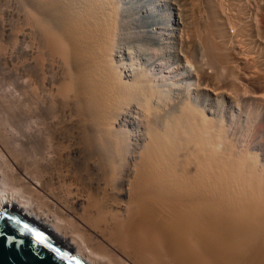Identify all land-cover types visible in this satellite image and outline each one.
I'll return each instance as SVG.
<instances>
[{"label":"bare ground","instance_id":"obj_1","mask_svg":"<svg viewBox=\"0 0 264 264\" xmlns=\"http://www.w3.org/2000/svg\"><path fill=\"white\" fill-rule=\"evenodd\" d=\"M120 1L23 0L20 34L0 12L10 44L0 54V213L22 215L82 264H264V88L240 96L251 105L243 125L216 117L198 92L226 95L236 75L229 26L201 19L204 36L186 35L198 20L189 25L180 0L186 15L167 16L180 26V79L133 48L132 34L128 44ZM164 26L145 30L165 43ZM223 55L233 74L219 68Z\"/></svg>","mask_w":264,"mask_h":264},{"label":"rangeland","instance_id":"obj_2","mask_svg":"<svg viewBox=\"0 0 264 264\" xmlns=\"http://www.w3.org/2000/svg\"><path fill=\"white\" fill-rule=\"evenodd\" d=\"M172 1V2H171ZM173 1H175V2H173ZM178 0H121L120 1V3H122L123 2V5L122 4H120V5H122L121 6V10H122V16H123V18L125 17V21L124 22H126V24L128 25H126V24H123V28L125 27V30L123 29V33H124V35H125V33H126V35H125V37L127 36V37H129L130 38V36H131V34H132V39H130V40H132L131 42L129 41V40H127V39H129V38H127L126 37V40H127V42H128V44L129 43H131L130 45L133 47V48H135V49H138L142 54H143V52H144V54H145V51H146V54H145V56L146 57H149V58H152V59H154L155 57H157V58H155L156 60L158 59L159 61H161V63H162V66L163 67H165V69H173V67H174V69L173 70H171V71H173V72H171V74H174V76H178V78H180V79H182L183 77H184V75H182V74H180L181 72H182V69H180L181 68V60L178 58V49H177V44H176V42H173L174 41V38L173 37H175V36H177L176 34L178 33V30H179V28H180V26H176L175 27V25H173L172 24V22H171V18L172 17H170V15L171 16H173V14L174 13H177L178 11L180 12V13H182L183 12V15L185 14L186 15V12H188V10H186V5H187V7H189V13L191 14V15H193V18L194 19H192L191 17V15H189V13H187L188 15H186V16H190V20H189V18L188 17H186V21H191L190 23H189V25L192 23V24H194V23H197V24H194V26H192L191 25V27H192V30H190V29H187V28H189V27H187V26H189L188 25V23H187V25L185 24V16H182V14H181V16H182V18H183V20H184V25H185V29H187L185 32H187L186 33V35H189V34H195V33H193V32H195L196 31V34H195V37L197 38L198 37V35H199V39H201L203 36H204V34H202L201 35V37H200V34L198 33V32H200V33H202L205 29H204V27H205V25L204 24H207V23H209L210 21H212V19H221V20H218V21H221V23H223V25L224 24H226V25H224V27L225 26H229V27H226L225 28V32H226V36L225 37H222V40L224 41H222V43H223V48H224V51L226 52V53H228V56L230 57V60H232V59H234L233 61H235V62H233V61H231L230 62V64H231V67H232V64L233 63H235L234 64V66H233V68H236V69H238L240 66L242 67V68H239L238 69V71L236 70V69H234V72H236V75H235V73L234 72H232V70H233V68L230 70L229 68H231L230 67V64H229V58H228V56L226 55V56H224L226 53L224 52V57L223 58H225L226 59V57H227V59H226V62H224L225 61V59H223V61L222 62H218L219 64H221L222 66L220 67L219 66V68H224V70H223V68L221 69L224 73H226V71H231L232 72V74L233 75H231L229 72V76L230 77H232V80H231V84H232V86H231V84H229V86L232 88V91H231V88L228 86V90H226L227 92V94L226 95H224L223 93L221 94L220 92H218V93H212L211 94V92H207L206 93V91L204 90V92H203V90H199V92H198V94H199V102L201 101V104H202V100L205 102V104H206V108H207V106H208V108H211L210 110L214 113V115L216 114V113H218V114H216V117H221V119H223V120H225L226 121V123H228V122H235V121H237V123H239V124H241V125H243V123L245 122V120H246V117H248L247 115V112H248V110H247V108H248V106H249V104L247 103V102H245L244 100H241V97H246L247 95H249V92H251L252 91V89H254L256 86H259V88H255V89H263L264 88V78H262L261 76H264V75H262V73H263V71H264V2H263V0H262V2H260L259 0H255V2H253V0H238V1H236V0H231V3H230V0H196V3H195V0H189V2L187 1V4L185 3L186 2V0L184 1V0H181L183 3H184V7H183V3L179 0V2H181L182 3V5L179 3L178 4V2H177ZM192 1V2H191ZM200 1H201V3H200ZM206 1V2H205ZM232 1L234 2V3H232ZM250 1V2H249ZM194 2V3H193ZM198 2V3H197ZM237 2V3H236ZM241 2H243L242 3V5L243 6H245V8L244 7H242V5H241ZM166 3V4H165ZM171 3V4H170ZM176 3V4H175ZM190 3V4H189ZM193 5H192V4ZM200 3V4H199ZM205 3H209L207 6H209L208 7V9L210 10V11H208L207 13H209V14H207L208 15V17L205 19V17L207 16L206 15V13H205V11H203V10H205L206 9V11H207V7H206V5H205ZM246 3H247V6H246ZM249 3H250V5H252L251 7H248V6H250L249 5ZM260 3V4H259ZM125 4V5H124ZM196 4H198V5H196ZM203 4V5H202ZM23 0H0V6H1V8L3 9V10H1V8H0V12L1 11H5V10H7V11H9L8 12V14L10 15V16H8L7 15V13L5 12L4 13V21H3V23L5 22V20L7 19L8 21H6L5 22V26H7L8 27V29H13V31L15 30H17V28H18V30L22 27V29L24 28L23 26H24V23H23V14H24V10H23ZM165 5H167V6H165ZM180 6L181 5V7L182 8H179L178 6ZM189 5V6H188ZM191 5V6H190ZM202 5V6H201ZM238 5V6H237ZM239 5H241V6H239ZM256 5V6H255ZM5 6V7H4ZM124 6V7H123ZM193 6L196 8H193ZM123 7V8H122ZM126 7V8H125ZM177 7H178V9H177ZM191 7V8H190ZM197 7H201V8H203L202 9V11H201V9L199 10ZM241 7V8H240ZM254 7V8H253ZM257 7V8H256ZM166 8V9H165ZM183 8H185V9H183ZM126 9V10H125ZM183 11H182V10ZM188 9V8H187ZM191 9L193 10V12H195V10H196V12H197V9H198V12H200L201 14H202V16H200L199 15V17L198 18H200V19H198L197 18V16H198V12H197V15H196V12H195V14L191 11ZM257 9V10H256ZM167 10V11H166ZM182 12H181V11ZM191 11V12H190ZM213 11V12H212ZM258 11V12H257ZM125 12V13H124ZM169 12V13H168ZM215 14V15H213V14ZM149 14V15H148ZM159 14H162V15H159ZM212 14V15H211ZM0 15H2V13H0ZM196 15V16H195ZM204 15H206L205 17H204ZM217 15V16H216ZM257 15V16H256ZM7 16V17H6ZM170 17V19L168 18V17ZM8 17H9V19H8ZM164 17V18H163ZM202 17V18H201ZM211 17V18H210ZM214 17V18H213ZM197 18V19H196ZM210 18V19H209ZM155 19V20H154ZM162 19H163V21H162ZM201 19H204V20H202L201 21ZM209 19V20H208ZM232 19L234 20V24H231L233 21H232ZM165 20V21H164ZM194 20L196 21V20H200L203 24V26L202 25H200L201 24V22L199 21V23H198V21L197 22H194ZM239 20V21H238ZM162 21V22H161ZM203 21H209V22H206V23H204ZM224 21V22H223ZM236 21V22H235ZM166 22V23H165ZM194 22V23H193ZM238 22V23H237ZM241 22V23H240ZM23 23V24H22ZM211 23V22H210ZM237 23V24H236ZM259 23V24H258ZM167 24H169V25H167ZM240 24H242V25H240ZM1 25H2V23H1V21H0V44H2V46L4 47V48H2V46H0V54H1V52L3 51V50H7L8 48H10V44H9V41H8V39L6 38V36L4 35V33H2V28H1ZM10 25V26H9ZM22 25V26H21ZM125 25V26H124ZM155 25H165L164 27L166 28V29H168L169 28V26L171 27V28H169V30H167V33H168V35L166 36V39L165 40H163V41H165V43H160V41H158L157 39H155L153 36H150L151 35V33L148 31H146V30H148V28L151 26H155ZM195 25H198V29H199V31H197V28H196V26ZM209 25V24H208ZM235 25H239V26H235V28H233ZM258 25V26H257ZM20 26V27H19ZM167 26V27H166ZM207 26V25H206ZM233 26V27H232ZM6 27V28H7ZM127 27V28H126ZM129 27V28H128ZM179 27V28H178ZM187 27V28H186ZM203 29H202V28ZM239 27H240V29H239ZM245 27V28H244ZM256 27H258V28H256ZM15 28V29H14ZM196 30H195V29ZM202 30H201V29ZM236 28H238V30L236 29ZM246 29V30H243V31H239V30H242V29ZM142 31H141V30ZM144 29V30H143ZM146 29V30H145ZM195 31H194V30ZM228 29V30H227ZM256 29H258V30H256ZM16 31L17 33H22L21 31L19 32V31ZM139 30L141 31V33L139 32ZM177 30V31H176ZM125 31H127V32H132V31H138V32H136L137 34H139L138 35V38H135V36L137 35H135V33H127V32H125ZM145 31V32H144ZM171 31H172V34H171ZM176 31V32H175ZM191 31V32H190ZM202 31V32H201ZM230 31V33H228ZM251 31H254V32H251ZM257 31V32H256ZM143 32H144V35H143ZM232 32H233V34H232ZM235 32H237L238 34L239 33H242V34H239L238 36H237V33L236 34H234ZM258 32H260V33H262V34H256V33H258ZM8 32H6L5 34L8 36V34H7ZM189 33V34H188ZM204 33V32H203ZM227 33L230 35H228L227 36ZM128 34V35H127ZM133 34H134V36H133ZM142 34V35H141ZM174 34V35H173ZM232 34V35H231ZM147 35V36H146ZM233 35H234V37H233ZM5 36V37H4ZM141 36V37H140ZM146 36V37H145ZM149 36V37H148ZM236 36H237V38H236ZM3 37V38H2ZM137 37V36H136ZM145 37V38H144ZM151 37V38H150ZM190 37H191V35H190ZM227 37L229 38V40L227 39ZM134 38V39H133ZM169 38H170V40H169ZM226 38V39H225ZM233 38H235L234 40L236 41V44H232V43H235V42H233L234 40H233ZM240 38V39H239ZM136 39H138V40H136ZM153 41H152V40ZM140 40H142V41H140ZM168 40V41H167ZM226 40V41H225ZM231 40V41H230ZM239 40V41H238ZM5 41V42H4ZM137 43H136V42ZM146 41V42H145ZM228 41H230L229 42V44L227 45V42ZM241 41H244V42H242V44H241ZM255 41V42H254ZM141 42H144V43H141ZM151 42V43H150ZM5 43V44H4ZM136 43V45H134V44ZM138 43H140L139 45H138ZM225 43V44H224ZM238 43H240V44H238ZM152 44V45H151ZM157 44H158V46H157ZM169 44V45H168ZM247 44V45H246ZM148 45V46H147ZM160 45V46H159ZM233 45H234V47H233ZM237 45V46H236ZM139 46V47H138ZM157 46V47H156ZM164 46V47H163ZM167 46V47H166ZM227 46V47H226ZM239 46V47H238ZM142 47H143V50H142ZM155 47V48H154ZM174 47H175V49H174ZM226 47V48H225ZM231 47V48H230ZM241 47L243 48V49H241ZM1 48H2V50H1ZM155 50H154V49ZM160 48H162V49H160ZM169 48V49H168ZM174 50H173V49ZM229 48V49H228ZM233 48V49H232ZM145 49V50H144ZM156 49L157 50H159L160 49V53H161V51H162V53L161 54H159V52L158 51H156ZM177 49V50H176ZM226 49V50H225ZM228 49V50H227ZM233 50V51H231V50ZM239 49H241V50H239ZM249 49V50H248ZM151 50H154V51H151ZM168 50H169V53H168ZM173 50V51H172ZM195 50H197V51H195ZM194 51V53H195V55H197V57L196 56H193L194 58H195V60H197L196 58H198V57H200V55H199V49L198 48H196ZM243 50V51H242ZM247 52H246V51ZM157 53H156V52ZM174 51H175V54H174ZM239 51V52H238ZM261 51V52H260ZM151 52V53H150ZM153 52H155V53H153ZM244 52H245V54H244ZM249 52V53H248ZM153 53V54H152ZM164 53H165V55H164ZM177 53V54H176ZM194 53H193V55H194ZM236 53V54H235ZM241 53V54H240ZM151 55V57H150V55ZM155 54H157V56H155ZM170 54V55H169ZM239 54H240V56H239ZM243 54V55H242ZM247 54V55H246ZM250 54V55H249ZM253 54V55H252ZM166 55H167V57H166ZM169 55V56H168ZM175 55V56H174ZM176 55H177V57H176ZM244 55H245V57H244ZM154 56V57H153ZM163 56V57H162ZM174 56V57H173ZM246 56H248V57H246ZM259 56V57H258ZM262 56V57H261ZM240 57V58H239ZM244 59H243V58ZM255 57V58H254ZM161 58V59H160ZM173 58V59H172ZM191 58V60L193 59L194 60V58H192V57H190ZM154 59V60H155ZM170 59H171V61H170ZM242 59V60H241ZM257 59V60H256ZM173 60H174V62H173ZM192 60V61H193ZM244 60V61H243ZM245 60H246V62L248 63V64H246V62H245ZM253 60V61H252ZM263 60V62H259V61H262ZM0 61H2V59H0ZM192 61H191V63H192ZM237 61V62H236ZM252 61V62H251ZM256 61V62H255ZM173 62V63H172ZM224 62V63H223ZM241 62V63H240ZM244 62V63H243ZM255 62V63H254ZM167 63V64H166ZM175 63V64H174ZM258 63H260V64H258ZM13 64H15V62H13ZM167 66H166V65ZM223 64H225V65H223ZM228 64V65H227ZM241 64V65H240ZM244 64H246V66L247 65H250V66H244V68H245V71H244V69H243V65ZM252 64H253V66L256 64L257 65V67H256V65L254 66L255 68H252ZM178 65V68H176V66ZM193 65V64H192ZM235 65H240L239 67L238 66H235ZM260 65V66H259ZM262 65H263V67H262ZM0 66H2V65H0ZM9 67H12L11 65H9ZM238 67V68H237ZM252 68V69H254L255 71H253L252 69H250V68ZM218 68V69H219ZM250 69V70H246V69ZM262 68H263V70H262ZM176 69V70H175ZM212 69H214V68H212ZM225 69H226V71H225ZM228 69V70H227ZM257 69V70H256ZM220 70V71H221ZM259 70V71H258ZM261 70V71H260ZM1 71H3V69H2V67L0 68V76L1 75H3V73H4V71L3 72H1ZM243 71V72H242ZM251 71H252V73H251ZM258 71V72H257ZM249 73V74H247V73ZM253 72H254V74L255 73H257V75L258 74H261V76L260 75H253ZM262 72V73H261ZM5 73H6V70H5ZM228 73H226V74H228ZM243 73H245V74H243ZM251 74V75H250ZM264 74V73H263ZM180 75L182 76V77H180ZM235 75V76H234ZM245 75H247L248 77L246 78V77H243V78H241L242 76H245ZM235 78H234V77ZM241 76V77H240ZM253 76V80H251L252 77ZM256 76V77H255ZM2 77V76H1ZM237 77V78H236ZM239 77V78H238ZM250 77V78H249ZM177 78V79H178ZM234 78V79H233ZM258 78V79H257ZM262 78V79H261ZM239 79V80H238ZM241 79V80H240ZM242 79H244L243 81H242ZM251 80V82H253V81H257V82H254V83H256V84H253V83H251L250 82V80ZM261 79V81H259ZM249 80V81H248ZM234 81V82H233ZM239 81H241V82H239ZM211 82H213V81H211ZM215 82V81H214ZM213 82V83H214ZM237 82H239V84H243V83H245V85L247 86H243V87H241V85H240V87H239V84L237 83ZM248 82H249V84H248ZM261 82V83H260ZM216 83V82H215ZM235 83H236V85H235ZM262 84L261 86L262 87H260V85H257V84ZM251 86H255L254 88H252L251 87V89H250V87ZM230 88V89H229ZM240 88V89H239ZM243 88V96L241 95V92L240 93H238V91H240L241 89ZM249 88V89H248ZM234 89V90H233ZM238 89V90H237ZM254 89V90H255ZM249 92H248V91ZM251 90V91H250ZM237 91V93H238V96H235V95H237V94H235L234 95V93ZM242 91V90H241ZM260 91V90H259ZM263 91H264V89H263ZM229 92V93H228ZM232 94H231V93ZM245 92H247L246 94L247 95H245ZM262 93H264V92H262ZM217 94H219L217 97H216V95ZM229 96V97H228ZM231 96H232V98H231ZM241 96V97H240ZM236 98L238 99V100H236ZM240 98V99H239ZM231 99V100H230ZM239 100H241V101H239ZM236 101H238L237 103H236ZM241 102H243V103H241ZM233 103V104H232ZM241 103V104H240ZM240 104V105H239ZM245 104H247V105H245ZM237 105H239V106H237ZM210 106V107H209ZM241 106H243V107H241ZM251 106V105H250ZM250 106H249V108H250ZM247 107V108H246ZM241 109V111H243V112H241V113H239L240 112V109ZM245 110H244V109ZM224 109V110H223ZM245 111H247V112H245ZM245 113V114H244ZM242 114H244V116L242 115ZM221 115V116H220ZM236 117V119H238V120H235V121H233L234 120V118ZM241 116V117H240ZM232 117H233V119H232ZM238 117H240L241 119V123H240V121H239V118ZM245 117V118H244ZM230 119H232L231 121H230ZM243 121V122H242ZM255 127V126H254ZM257 129H258V126L256 125V128H255V130L257 131ZM258 133V132H257ZM254 136H256V137H258L257 138V141L261 138L260 137V135L259 134H255ZM255 137V138H256ZM262 139V138H261Z\"/></svg>","mask_w":264,"mask_h":264},{"label":"water","instance_id":"obj_3","mask_svg":"<svg viewBox=\"0 0 264 264\" xmlns=\"http://www.w3.org/2000/svg\"><path fill=\"white\" fill-rule=\"evenodd\" d=\"M0 264H82L55 239L25 219L0 213Z\"/></svg>","mask_w":264,"mask_h":264}]
</instances>
